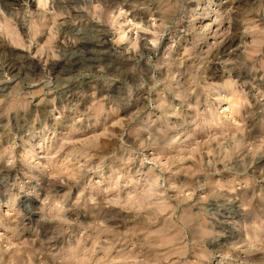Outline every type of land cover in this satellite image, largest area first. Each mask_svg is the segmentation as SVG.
<instances>
[{
	"label": "rangeland",
	"instance_id": "374dc122",
	"mask_svg": "<svg viewBox=\"0 0 264 264\" xmlns=\"http://www.w3.org/2000/svg\"><path fill=\"white\" fill-rule=\"evenodd\" d=\"M11 1L43 66L110 46L0 78V264H264V0Z\"/></svg>",
	"mask_w": 264,
	"mask_h": 264
},
{
	"label": "bare ground",
	"instance_id": "6f19581e",
	"mask_svg": "<svg viewBox=\"0 0 264 264\" xmlns=\"http://www.w3.org/2000/svg\"><path fill=\"white\" fill-rule=\"evenodd\" d=\"M7 1V0H6ZM11 1V0H10ZM28 1V0H27ZM49 0H34L33 3L35 4L36 2H38V4L42 7H45L47 5ZM63 1H66L68 3H79V2H82L83 0H59V2L63 3ZM240 1V0H239ZM238 1V2H239ZM242 1V0H241ZM13 4H20L21 0H12L11 1ZM65 2V4H66ZM8 3V2H7ZM53 4V3H52ZM14 7V6H13ZM12 8V7H11ZM21 10H23V8H21ZM12 13V12H11ZM10 14V12H9ZM25 14V13H24ZM26 14H27V11H26ZM24 15V19L22 21H20V23L18 25H20L21 27V34L20 32H17V31H13V34H15L14 36V40L17 41V43H19L20 45H24L26 40L25 38L26 37H29L30 36H33V35H38V32L36 31V27L37 26V21L38 19H34L33 17V22L31 23V26L32 24L35 25V29H28L27 26H26V22L28 20H26V16L27 15ZM78 14V13H77ZM76 14V15H77ZM79 15V14H78ZM75 16V15H74ZM80 16V15H79ZM78 17V16H77ZM82 17V16H81ZM129 19V18H128ZM20 20V19H18ZM19 22V21H18ZM93 25V24H92ZM30 26V25H29ZM101 26V25H100ZM6 27L7 29L9 30L10 33L11 30L8 28L7 24H6ZM81 27V26H80ZM207 28V27H206ZM91 29V28H90ZM102 29V28H100ZM19 30V29H18ZM92 31H97V32H101V34L99 35L102 36L101 39L99 40H96V41H89V40H82L79 38L78 36V40L75 42V43H71L72 46L68 48H66L67 46H58L57 49L60 50V52H65L64 54V57H59L58 59L52 61L49 65H46V66H43L42 63L38 60H36L34 57H31V55L29 53H24V51L18 49V50H15L14 48H11L12 50L10 51V47L8 46V44H4V45H0L1 48H3V51L5 50H8L10 51L11 53H8L9 55H6V56H11V58L13 57V59L7 57V60H5L4 58V63L2 66H0V78L2 77H6V80H1V81H5V83L7 84L9 82V79L7 78V76H10L11 74L15 73L16 71H21L24 70V71H34V72H42V73H49V74H57L56 72L60 71V70H63L65 68H70L72 67V69L75 67H83L86 65V62L87 60H85V58L81 59L79 58V55H78V52H81L82 54L80 56H84V57H87V56H93V55H97V54H101V50L104 49L106 46H108V38L109 36V32L105 31V30H99L97 29V26H94L92 27L91 29ZM99 32V33H100ZM79 33V32H78ZM64 34H67V33H64ZM98 35V34H97ZM24 36V37H23ZM77 36V35H76ZM97 37V38H99ZM235 39H238L239 38L235 36ZM33 41V40H32ZM1 42V41H0ZM7 42V41H6ZM235 40H226L225 43L222 45V49L223 51L225 52L226 50L228 49H231L234 45H235ZM3 43V42H2ZM70 44V45H71ZM69 46V45H68ZM110 46V45H109ZM108 46V47H109ZM31 49V48H30ZM66 49H68L69 51H71V53L67 52ZM228 52V51H227ZM66 53H69V56H66ZM233 53V52H232ZM2 55V53H1ZM98 55V56H99ZM102 56V55H101ZM101 56H100V59H101ZM106 56V55H105ZM93 58V57H91ZM106 58V57H105ZM89 59V58H88ZM95 59V58H94ZM3 61V60H2ZM95 61V60H94ZM102 61V59H101ZM50 62V61H49ZM88 63V62H87ZM2 64V63H1ZM96 64V63H95ZM102 64V63H101ZM99 66V65H98ZM80 69V68H79ZM66 71V70H65ZM17 72V73H18ZM63 72V71H62ZM36 74V73H34ZM3 84V83H2ZM5 84V85H6ZM4 85V86H5ZM2 87L1 88V91H5V87ZM10 171L11 170H6L7 172V176H11L10 174ZM5 172V173H6ZM5 177V176H4ZM3 177V178H4ZM12 177V176H11ZM7 178V177H6ZM57 189V188H56ZM55 191V190H54ZM58 192V191H57ZM35 197H24V199L22 200L24 203H23V206H24V218L26 221H31V218L34 214V209L35 207L33 206V203L35 202ZM230 228V227H229ZM54 235V234H53ZM52 236V235H51ZM48 238V237H47ZM56 238V237H54ZM57 239V238H56ZM220 240V239H219ZM214 244V243H213Z\"/></svg>",
	"mask_w": 264,
	"mask_h": 264
}]
</instances>
